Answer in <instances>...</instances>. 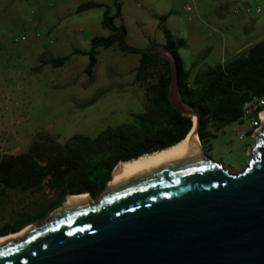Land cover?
<instances>
[{"label":"rangeland","instance_id":"1","mask_svg":"<svg viewBox=\"0 0 264 264\" xmlns=\"http://www.w3.org/2000/svg\"><path fill=\"white\" fill-rule=\"evenodd\" d=\"M88 2L115 12L113 0H0V94L10 99L0 100V145L7 156L24 153L36 141L63 144L75 134L94 138L108 127L130 123L131 114L145 110V85L134 81L138 55L121 53L116 45L98 49L91 80L84 73L88 58L73 55L75 50L88 52L93 38L110 35L101 26L104 8L75 13ZM119 4L121 14L114 24L125 27L129 47L141 52L150 51L153 44L161 47L165 29L172 40L186 41L179 56L192 74L221 60L228 62L264 40V0H119ZM162 16L166 21L159 27ZM61 57H68L61 68L42 64ZM249 126L232 123L208 144L199 141L204 155L231 172L240 170L260 130L239 138ZM53 199L45 187L34 194L6 192L0 203V227L34 215Z\"/></svg>","mask_w":264,"mask_h":264},{"label":"water","instance_id":"2","mask_svg":"<svg viewBox=\"0 0 264 264\" xmlns=\"http://www.w3.org/2000/svg\"><path fill=\"white\" fill-rule=\"evenodd\" d=\"M146 53L168 62L170 106L199 139L201 119L179 93L173 54L164 46ZM110 182L97 200L70 195L60 212L0 246V264H264L262 122L236 172L193 143L118 170L108 190Z\"/></svg>","mask_w":264,"mask_h":264},{"label":"trees","instance_id":"3","mask_svg":"<svg viewBox=\"0 0 264 264\" xmlns=\"http://www.w3.org/2000/svg\"><path fill=\"white\" fill-rule=\"evenodd\" d=\"M113 1L114 14L110 7L94 2L77 7L76 14L104 8L101 26L109 30L110 35L93 38L88 52L75 50L73 55L88 58L84 73L90 80L98 49L116 45L121 53L138 55L134 81L145 85L147 106L143 112L131 114L130 123L108 127L94 138L75 134L63 144L49 139L36 141L24 153L0 157V203L5 193L10 191L34 194L45 187L54 196L34 215L2 225L0 237L44 220L61 206L67 196L89 194L92 200H97L119 163L170 148L181 142L192 128V120L172 109L168 101V62L157 53L141 52L125 43V27L114 24L121 14L119 0ZM159 21V27H162L166 16L160 17ZM163 33L166 40L163 46L176 61L179 93L184 103L201 119L198 132L201 144L204 146L211 139H216L217 133L229 124H243V105L264 94V40L223 65L197 73L190 80L192 71L185 68L179 56V51L187 47L186 41L172 40L165 29ZM157 48L153 44L150 51ZM67 61L68 57H61L42 64L57 69ZM208 127L213 132H209Z\"/></svg>","mask_w":264,"mask_h":264},{"label":"bare ground","instance_id":"4","mask_svg":"<svg viewBox=\"0 0 264 264\" xmlns=\"http://www.w3.org/2000/svg\"><path fill=\"white\" fill-rule=\"evenodd\" d=\"M263 112L261 114V122H262V124H264V121L262 119ZM194 120L195 119L193 118V122H194ZM193 129H192L191 132H189L187 134V136L181 142H179L178 144H176V145H174V146H172L170 148H167L165 150H162V151H159V152H155V153H152V154H149V155H144V156H141V157H139L137 159H134V160H131V161H128V162L119 163L114 168V170L112 172L111 182L108 184V190L111 189V187H112V185L114 183L117 171L122 169V168L134 166V165H137V164L147 163V162H151V161H156V160L165 158V157H167V156H169V155H171L173 153H176V152H178V151H180V150H182L184 148L189 147L193 143H195L196 145L201 147L199 139L194 135V132H193L194 130ZM85 195L88 197L87 194H85ZM77 196H80V195H77ZM71 197L72 196H68L66 198V200L64 201V204L62 205V207L59 210H57L55 213L60 212L66 205H68ZM30 228L28 230H23V231H21L19 233L13 234V235H9V236H6V237H0V246H3V245H5V244H7L9 242H13L15 240H18L20 238H23L25 236V234L30 230Z\"/></svg>","mask_w":264,"mask_h":264},{"label":"built area","instance_id":"5","mask_svg":"<svg viewBox=\"0 0 264 264\" xmlns=\"http://www.w3.org/2000/svg\"><path fill=\"white\" fill-rule=\"evenodd\" d=\"M190 8L187 7V11H189ZM261 107H264V94L261 97H255L251 99L249 102L245 103L242 107V122H248L250 124L249 129L244 131L239 138H243L244 136H247L249 132H251L250 135H253L257 133V131L261 127V114L264 111L261 110ZM6 155V152L3 150V147L0 145V157Z\"/></svg>","mask_w":264,"mask_h":264},{"label":"crops","instance_id":"6","mask_svg":"<svg viewBox=\"0 0 264 264\" xmlns=\"http://www.w3.org/2000/svg\"><path fill=\"white\" fill-rule=\"evenodd\" d=\"M36 24V22H34V25ZM248 49H246L244 52H246ZM244 52H241V53H239V54H242V53H244ZM238 54V55H239ZM182 60V59H181ZM229 62V61H228ZM224 63H227V62H225L224 60H221V62H220V64H217L216 66H218V65H223ZM197 73H199V72H195V73H193L192 74V72H191V79L190 80H192L193 79V77L197 74ZM0 100H3V102L4 103H7L10 99L7 97V96H5V95H3L2 93L0 94ZM9 109H11V111H9L8 113L9 114H13V111H14V109L13 108H9Z\"/></svg>","mask_w":264,"mask_h":264},{"label":"flooded vegetation","instance_id":"7","mask_svg":"<svg viewBox=\"0 0 264 264\" xmlns=\"http://www.w3.org/2000/svg\"><path fill=\"white\" fill-rule=\"evenodd\" d=\"M202 152H203V148H202ZM204 154V153H203Z\"/></svg>","mask_w":264,"mask_h":264}]
</instances>
